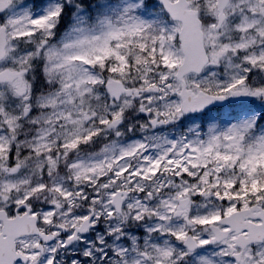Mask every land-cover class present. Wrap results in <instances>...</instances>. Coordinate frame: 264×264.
Instances as JSON below:
<instances>
[{
  "label": "snow or ice",
  "instance_id": "obj_1",
  "mask_svg": "<svg viewBox=\"0 0 264 264\" xmlns=\"http://www.w3.org/2000/svg\"><path fill=\"white\" fill-rule=\"evenodd\" d=\"M0 264H264V0H0Z\"/></svg>",
  "mask_w": 264,
  "mask_h": 264
}]
</instances>
